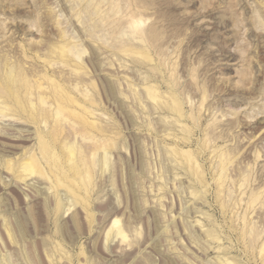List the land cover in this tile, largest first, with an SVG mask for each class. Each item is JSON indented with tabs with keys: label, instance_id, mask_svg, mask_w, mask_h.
<instances>
[{
	"label": "rangeland",
	"instance_id": "1",
	"mask_svg": "<svg viewBox=\"0 0 264 264\" xmlns=\"http://www.w3.org/2000/svg\"><path fill=\"white\" fill-rule=\"evenodd\" d=\"M6 65L32 94H0V264H264V0H0ZM56 90L75 194L40 153Z\"/></svg>",
	"mask_w": 264,
	"mask_h": 264
},
{
	"label": "bare ground",
	"instance_id": "2",
	"mask_svg": "<svg viewBox=\"0 0 264 264\" xmlns=\"http://www.w3.org/2000/svg\"><path fill=\"white\" fill-rule=\"evenodd\" d=\"M68 46L62 45L59 48L61 50L59 55L64 61H67L68 59V53L70 51V49L67 48ZM20 75L21 74L19 70H16L14 67H10L6 65L5 71L0 77V94H1V97L3 98L2 101H6V100L13 101L15 106L18 105L20 107H23L24 106L23 102L27 100V96L29 94H32V92L29 90V88H22L20 86L21 85L19 84ZM36 84H37V88H41V85L38 82H36ZM53 95L56 100L55 107H57L56 120H55L54 126H52V128L50 129L51 132L45 135L48 137V140L46 141L43 140L42 142L40 141L41 142V147H40L41 152L40 153L42 154L44 158L48 159V160L46 159L49 162L48 166L52 165L53 168H55V172H53V175H54V179H55L57 186L58 187L63 186L65 188H72L70 192L71 194H75V191L79 190V184L84 187L89 184V181H87L88 178L87 179L85 178V174L88 173V168L87 166L83 165V162L85 161V156L83 155L82 150L80 149L81 147H77L74 144H71L70 146H67V144H64L62 147H60V155H57V153L54 152V148L60 146L58 145L60 142L59 137L61 135V129H60L61 121L59 120L60 117H62L63 119L64 118L66 119L67 117L65 113L70 112L71 107H73L74 105H79V104H77L74 98L69 97L66 91L62 90L60 92L56 90ZM36 101L38 105H41L42 103L45 102V97H43V95L38 93L36 97ZM37 107H40V106H36V108ZM29 113H30V119L33 121H37L41 117L42 119H44L45 122L48 121L49 114L43 109H39V111L34 112V107L32 106L31 108H29ZM72 115H73L72 117L74 120L81 121V119L83 118L81 117L82 115L80 116L79 114L77 115L73 113ZM80 123L82 124L80 125L81 131H85L90 126L92 128L95 127L91 123H87V122H80ZM102 149H104L103 146H100V147L94 146L91 149V151L95 153L98 150H102ZM39 167L40 165L37 159L33 160V157H29L28 161L23 163L22 169H23V173H25L26 175H32L38 172ZM65 167L67 169H65ZM69 173H71V175Z\"/></svg>",
	"mask_w": 264,
	"mask_h": 264
}]
</instances>
